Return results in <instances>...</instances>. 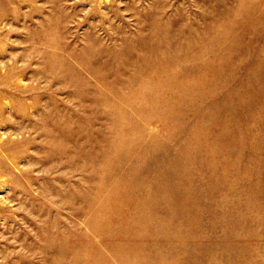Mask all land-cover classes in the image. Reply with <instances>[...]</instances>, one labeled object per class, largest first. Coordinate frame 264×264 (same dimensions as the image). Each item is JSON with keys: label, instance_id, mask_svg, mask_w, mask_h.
I'll use <instances>...</instances> for the list:
<instances>
[{"label": "rangeland", "instance_id": "1", "mask_svg": "<svg viewBox=\"0 0 264 264\" xmlns=\"http://www.w3.org/2000/svg\"><path fill=\"white\" fill-rule=\"evenodd\" d=\"M0 264H264V0H0Z\"/></svg>", "mask_w": 264, "mask_h": 264}]
</instances>
